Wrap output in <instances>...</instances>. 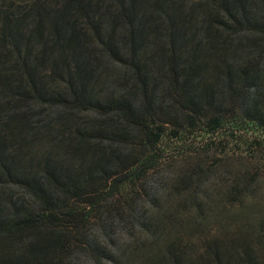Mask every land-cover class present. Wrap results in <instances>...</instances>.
Segmentation results:
<instances>
[{
    "label": "trees",
    "instance_id": "1",
    "mask_svg": "<svg viewBox=\"0 0 264 264\" xmlns=\"http://www.w3.org/2000/svg\"><path fill=\"white\" fill-rule=\"evenodd\" d=\"M260 190L264 0H0V264H264L177 234Z\"/></svg>",
    "mask_w": 264,
    "mask_h": 264
},
{
    "label": "rangeland",
    "instance_id": "2",
    "mask_svg": "<svg viewBox=\"0 0 264 264\" xmlns=\"http://www.w3.org/2000/svg\"><path fill=\"white\" fill-rule=\"evenodd\" d=\"M258 197L260 200L259 207L256 206V204H250L247 208L244 214H239L237 211L232 210L231 212H228L226 209L219 208L218 211L215 213V217H210L206 221L203 222L202 227H198L195 232H190V226L185 225L182 226V228L179 229L178 233L179 236L184 241H192L191 243H195V239L197 237L208 235V237H212L213 235L218 234V227L220 226H226L232 227L236 224L237 219H241L243 222H247V226L251 225L253 226L255 224V221L259 219V216L264 213V192L260 190L258 192ZM234 224V225H233ZM189 227V228H188ZM166 235V233H165ZM189 251H195V246L190 244L188 247Z\"/></svg>",
    "mask_w": 264,
    "mask_h": 264
}]
</instances>
